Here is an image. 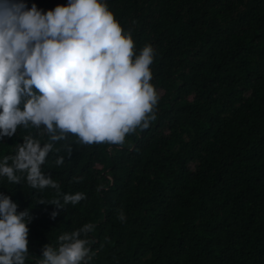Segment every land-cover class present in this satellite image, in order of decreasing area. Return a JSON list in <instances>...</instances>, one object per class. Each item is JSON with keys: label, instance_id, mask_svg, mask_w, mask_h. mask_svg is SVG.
<instances>
[{"label": "trees", "instance_id": "trees-1", "mask_svg": "<svg viewBox=\"0 0 264 264\" xmlns=\"http://www.w3.org/2000/svg\"><path fill=\"white\" fill-rule=\"evenodd\" d=\"M25 2L47 11L68 0ZM106 2L137 54L155 49L156 119L122 145L72 134L56 143L42 172L59 192L0 177L17 211L30 209L25 264L85 223L96 226L89 264H264V0ZM40 132L3 137L0 158L25 135L47 142ZM76 192L86 199L63 205L62 194ZM54 199L63 209L39 204Z\"/></svg>", "mask_w": 264, "mask_h": 264}, {"label": "clouds", "instance_id": "clouds-1", "mask_svg": "<svg viewBox=\"0 0 264 264\" xmlns=\"http://www.w3.org/2000/svg\"><path fill=\"white\" fill-rule=\"evenodd\" d=\"M154 57L150 44L136 53L131 32L106 0H68L47 11L25 0H0V139L20 127L48 136L42 143L25 135L13 154L0 158V177L59 192V183L42 166L50 153L61 151L55 145L68 134L84 145H122L127 135L148 128L159 101L151 83ZM62 147L71 156V144ZM64 159L57 156L55 164ZM62 195L63 205L86 199L83 192ZM39 204L63 209L59 199ZM18 207L0 192V264H25L29 255L32 217L30 209L18 212ZM118 218L126 219L123 211ZM95 227L85 223L60 235L57 247L44 245L37 264H89L95 254L89 233Z\"/></svg>", "mask_w": 264, "mask_h": 264}]
</instances>
